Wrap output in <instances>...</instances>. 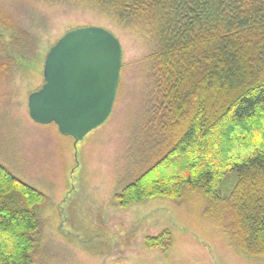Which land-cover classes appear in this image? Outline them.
Returning a JSON list of instances; mask_svg holds the SVG:
<instances>
[{
    "label": "rangeland",
    "instance_id": "rangeland-1",
    "mask_svg": "<svg viewBox=\"0 0 264 264\" xmlns=\"http://www.w3.org/2000/svg\"><path fill=\"white\" fill-rule=\"evenodd\" d=\"M101 27L122 49L107 121L74 146L56 125L30 120L28 96L44 84L49 49L68 31ZM152 45L79 1L0 0V166L46 198L33 264H264L224 228L220 209L194 189L119 207L114 196L139 173L156 136ZM235 179L229 174L220 197ZM171 235L169 249L145 239Z\"/></svg>",
    "mask_w": 264,
    "mask_h": 264
},
{
    "label": "trees",
    "instance_id": "trees-1",
    "mask_svg": "<svg viewBox=\"0 0 264 264\" xmlns=\"http://www.w3.org/2000/svg\"><path fill=\"white\" fill-rule=\"evenodd\" d=\"M71 1L97 7L153 47L156 138L114 196L118 206L200 191L243 252L264 256V0ZM229 174L234 182L220 197ZM45 200L0 166V264L34 263ZM171 242L162 232L144 246Z\"/></svg>",
    "mask_w": 264,
    "mask_h": 264
},
{
    "label": "water",
    "instance_id": "water-1",
    "mask_svg": "<svg viewBox=\"0 0 264 264\" xmlns=\"http://www.w3.org/2000/svg\"><path fill=\"white\" fill-rule=\"evenodd\" d=\"M122 49L101 27L66 32L46 55L44 84L27 99L28 115L38 125H56L74 146L109 118L116 99Z\"/></svg>",
    "mask_w": 264,
    "mask_h": 264
}]
</instances>
